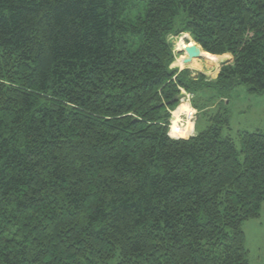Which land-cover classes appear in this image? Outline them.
<instances>
[{"label":"trees","instance_id":"trees-1","mask_svg":"<svg viewBox=\"0 0 264 264\" xmlns=\"http://www.w3.org/2000/svg\"><path fill=\"white\" fill-rule=\"evenodd\" d=\"M185 32L232 56L216 79L172 66ZM240 84L264 92V0H0V264H252L264 132L239 148L222 103L169 134L181 89Z\"/></svg>","mask_w":264,"mask_h":264},{"label":"rangeland","instance_id":"rangeland-1","mask_svg":"<svg viewBox=\"0 0 264 264\" xmlns=\"http://www.w3.org/2000/svg\"><path fill=\"white\" fill-rule=\"evenodd\" d=\"M183 34L184 33L169 36V41L173 46V51L175 54V60L172 66L180 70L188 68L191 70L192 76L194 77H197L199 73H202L205 75L206 81L216 79L222 65L230 62L232 60V56L230 54H214L213 56H216L217 59H212L211 54H203V57L196 58L191 63L186 65L183 62L186 54L178 52V50L181 48L180 45H178L179 36ZM185 34L187 35V37L184 38L185 44H189L191 41L195 42L193 41L194 39H192V36H190V33L185 32ZM222 59H226L225 63H220ZM189 94H191V105L197 110V115L194 119L195 121H188L187 118L181 113L180 116H175V112L181 107V105L178 104V106L172 111L171 129L173 120L176 121L178 119L179 125V122H189L193 131L192 134H196L207 125L208 113L212 111H218L219 106L222 103H225L224 105L228 107L230 113L231 129L230 131L228 130V132H230V134L235 138L239 148H241L238 135L239 131L260 130L264 132V92L253 93L248 90L246 85L240 84L234 87L228 95L223 97H220L219 94H217V92L212 88H204L198 92H189ZM210 97H212L211 100L207 101V99ZM196 104L198 106H196ZM189 107L190 106L186 103L182 113L186 112L187 108ZM173 132L174 130H172V136H175ZM243 230L245 235V246L248 251L249 260L252 264H264V208L262 209L261 215L259 217L244 221Z\"/></svg>","mask_w":264,"mask_h":264},{"label":"bare ground","instance_id":"bare-ground-1","mask_svg":"<svg viewBox=\"0 0 264 264\" xmlns=\"http://www.w3.org/2000/svg\"><path fill=\"white\" fill-rule=\"evenodd\" d=\"M187 37V35L186 34H183V35H181V36H179V40H178V45H180V47L181 46H183V45H191V44H194L195 42H190L189 44H185V42H184V38H186ZM202 53L203 54H207V55H210V53H208V52H206V51H203L202 50ZM212 55V54H211ZM212 57V59H217V57L216 56H211ZM196 59V58H195ZM194 60V59H193ZM224 60H226V59H224ZM215 61V60H214ZM223 62V59L221 60V62L220 63H222ZM184 106H186V103H182L181 104V107L178 109V111H176L175 112V116L177 115H181L182 114V110H183V108H184ZM191 109H190V107L189 108H187V111L186 112H189ZM181 113V114H180ZM178 119L175 121V120H173V124H172V129H171V125H170V132H169V134H170V136L171 137H175V136H177V137H175V138H179V137H186V136H188L189 137V135L190 134H192L193 133V131H192V129H191V124L188 122V123H186L184 126H180L179 124H178ZM172 123V122H171ZM172 130H174V132H173V134L175 135V136H172Z\"/></svg>","mask_w":264,"mask_h":264},{"label":"water","instance_id":"water-1","mask_svg":"<svg viewBox=\"0 0 264 264\" xmlns=\"http://www.w3.org/2000/svg\"><path fill=\"white\" fill-rule=\"evenodd\" d=\"M202 50H203L202 47L195 42L194 44H191V45L181 46V48L178 50V52L182 53V54H186V56L183 59V62L186 65H188L189 63H191L193 61V59L203 57ZM222 63H225V60H223ZM180 96H181L180 94L176 95V97L171 102L174 103V102L179 101Z\"/></svg>","mask_w":264,"mask_h":264},{"label":"built area","instance_id":"built-area-1","mask_svg":"<svg viewBox=\"0 0 264 264\" xmlns=\"http://www.w3.org/2000/svg\"><path fill=\"white\" fill-rule=\"evenodd\" d=\"M183 95L181 97V103H188L190 105L191 97L188 92L183 90ZM191 107V106H190ZM183 115L187 118L188 121H193L196 118L197 110L191 107V110L189 112H184ZM180 126H184L187 122H179Z\"/></svg>","mask_w":264,"mask_h":264},{"label":"crops","instance_id":"crops-1","mask_svg":"<svg viewBox=\"0 0 264 264\" xmlns=\"http://www.w3.org/2000/svg\"><path fill=\"white\" fill-rule=\"evenodd\" d=\"M205 127H206V126H205ZM205 127H204V128H205ZM204 128H203V129H204ZM203 129H201V130H203ZM201 130H200V131H201ZM198 132H199V131H198ZM192 135H193V134H192Z\"/></svg>","mask_w":264,"mask_h":264}]
</instances>
